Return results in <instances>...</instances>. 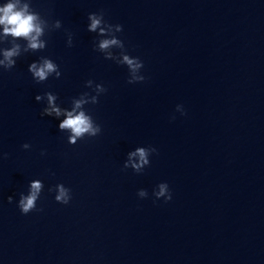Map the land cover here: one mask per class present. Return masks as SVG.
I'll return each mask as SVG.
<instances>
[{"label":"clouds","instance_id":"1","mask_svg":"<svg viewBox=\"0 0 264 264\" xmlns=\"http://www.w3.org/2000/svg\"><path fill=\"white\" fill-rule=\"evenodd\" d=\"M88 19L91 21L88 26L89 31L95 32L99 29L101 34L105 33V28L101 27L102 21H105L103 12L90 13ZM60 23L61 22L57 20L56 26L59 27ZM0 26H3L4 37L11 36L14 38L22 37L26 39L28 41V49L40 50L45 48V42L40 39L44 32L41 16L38 12L31 9L29 0H8V2L0 5ZM107 27L110 29L113 25L107 23ZM114 27L116 33L123 31L122 25L116 24ZM68 46H72L71 37L69 38ZM111 46H117L119 48L124 47L122 40L115 35H113V38L111 39H103L99 44L101 50L108 49ZM19 56V45H15L11 49L3 51V59H0V68H3L4 70L12 69L16 64V59L14 58ZM123 62L126 63L133 72L143 68V62L138 57L130 58L129 55H124ZM28 71L32 74L33 79L37 83H42L53 75L57 79L61 76L59 66L49 58H42L40 63H31L28 67ZM136 80L138 82H143L145 77L140 75L136 77ZM92 83V80H88L86 81V86H91ZM128 83L132 84V81H128ZM96 90L98 93H104L107 91L102 84H97ZM44 95L47 96L49 107L43 110L41 116L45 114L51 116L53 113H55L56 116H60L61 110L55 106V96H53L51 92H45ZM35 100H41V95H37ZM85 102L86 101L83 99L76 101L75 108H80ZM92 103H98L97 96L92 97ZM176 111L180 112L182 115L185 114L182 105H177ZM74 112L75 109L71 112H67L66 118L59 124L60 129L71 130V133L73 134L69 138L71 144L75 145L77 138H83L85 134H87L88 137H96L101 133V126L95 123L91 115H86L84 111H80L78 114H74ZM172 118L175 119L174 116ZM22 147L28 149L31 146L26 143L22 145ZM154 152H156V149L152 147L148 150H145V148H138L137 151L131 155H138L140 157V162L138 164H133L132 167L139 170L143 168L144 165H149L150 162L148 160V155L149 153ZM55 187L57 190V194L55 195L56 202L67 205L71 200V190L66 188L63 184H57ZM41 188L42 183L39 180L30 182L29 194L26 196L21 195L18 202V208L22 214L27 215L34 210L42 211V209H37V201L40 198ZM139 196L147 197V191L140 190ZM153 196L157 200L163 198L165 202L172 199V194L166 182L157 185V188L153 191ZM7 199L8 202L11 203L13 197L9 196Z\"/></svg>","mask_w":264,"mask_h":264}]
</instances>
